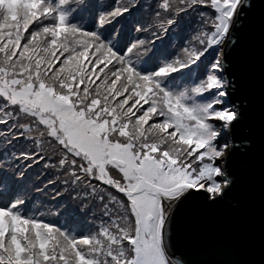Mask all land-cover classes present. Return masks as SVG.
<instances>
[{
  "label": "snow or ice",
  "instance_id": "1",
  "mask_svg": "<svg viewBox=\"0 0 264 264\" xmlns=\"http://www.w3.org/2000/svg\"><path fill=\"white\" fill-rule=\"evenodd\" d=\"M257 35L258 117L231 62ZM257 162L264 0H0V264H241Z\"/></svg>",
  "mask_w": 264,
  "mask_h": 264
},
{
  "label": "water",
  "instance_id": "2",
  "mask_svg": "<svg viewBox=\"0 0 264 264\" xmlns=\"http://www.w3.org/2000/svg\"><path fill=\"white\" fill-rule=\"evenodd\" d=\"M259 7V5H258ZM231 62L234 68H244L251 72L256 86L255 100L251 99L249 107L255 109L259 115L260 97V70H261V43L257 35L249 39L245 37L243 49L232 54ZM240 102V101H238ZM264 185H262L259 162L254 172L253 183L249 189V198L245 202L242 221L226 223V238L235 236L234 229H239L242 239L237 243L238 255L235 257L241 264H264ZM208 245V240L203 237H193V253L197 259L207 257L199 255Z\"/></svg>",
  "mask_w": 264,
  "mask_h": 264
},
{
  "label": "trees",
  "instance_id": "3",
  "mask_svg": "<svg viewBox=\"0 0 264 264\" xmlns=\"http://www.w3.org/2000/svg\"><path fill=\"white\" fill-rule=\"evenodd\" d=\"M11 3L13 5H19L22 4L23 6H28L31 3V0H11ZM42 169L40 167H34L33 169H30L28 172V176H27V181H32V182H36L39 183V185L42 187L43 183L46 182V178L38 181L37 177L40 175ZM57 205H60V202L58 200H55L52 198L51 194H39V193H35L33 190V201L30 202V204L28 205V207H39L40 210L47 212L48 209H52L53 212H55L56 210H58ZM78 216H80V220H79V227L80 230H84L86 227V221L87 226H91V217H85L82 216L80 213H77ZM48 219H54L56 220L57 223L64 225L65 221L64 218L61 217L59 219H57L55 216H49L47 217ZM98 223V221H97ZM66 226L68 227H73V222H69Z\"/></svg>",
  "mask_w": 264,
  "mask_h": 264
}]
</instances>
